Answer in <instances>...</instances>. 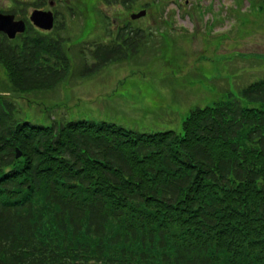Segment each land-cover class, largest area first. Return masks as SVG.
Returning a JSON list of instances; mask_svg holds the SVG:
<instances>
[{
  "label": "trees",
  "instance_id": "1",
  "mask_svg": "<svg viewBox=\"0 0 264 264\" xmlns=\"http://www.w3.org/2000/svg\"><path fill=\"white\" fill-rule=\"evenodd\" d=\"M129 24L73 56L57 16L0 32V264H264V75L180 131L36 121L19 104L140 51L150 31Z\"/></svg>",
  "mask_w": 264,
  "mask_h": 264
},
{
  "label": "rangeland",
  "instance_id": "2",
  "mask_svg": "<svg viewBox=\"0 0 264 264\" xmlns=\"http://www.w3.org/2000/svg\"><path fill=\"white\" fill-rule=\"evenodd\" d=\"M39 5L56 12L72 56L129 21L150 34L140 51L91 77L72 74L53 89L24 93L19 104L36 121H47L43 108L49 118L180 131L191 109L237 95L264 75V0H137L129 8L102 0H0V11L27 18ZM141 8L146 15L131 19Z\"/></svg>",
  "mask_w": 264,
  "mask_h": 264
},
{
  "label": "water",
  "instance_id": "3",
  "mask_svg": "<svg viewBox=\"0 0 264 264\" xmlns=\"http://www.w3.org/2000/svg\"><path fill=\"white\" fill-rule=\"evenodd\" d=\"M146 10L141 9L131 13L132 19L139 18L145 15ZM29 19L32 23L41 29H50L53 26V13L50 10L34 9L32 10ZM25 29L23 19H14V14L0 12V31L4 32L9 38H13L16 33L22 32ZM17 156L20 155L18 151Z\"/></svg>",
  "mask_w": 264,
  "mask_h": 264
}]
</instances>
